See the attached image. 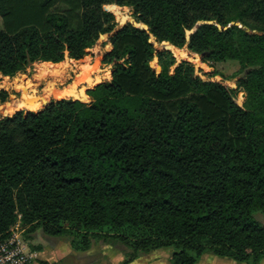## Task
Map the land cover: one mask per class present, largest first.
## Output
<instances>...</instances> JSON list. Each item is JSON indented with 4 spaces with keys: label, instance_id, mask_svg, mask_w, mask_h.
<instances>
[{
    "label": "trees",
    "instance_id": "16d2710c",
    "mask_svg": "<svg viewBox=\"0 0 264 264\" xmlns=\"http://www.w3.org/2000/svg\"><path fill=\"white\" fill-rule=\"evenodd\" d=\"M112 4L148 29L126 23L107 37L111 78L85 91L90 101L51 99L0 118V240L20 214L27 237L40 230L77 252L101 242L122 252L121 264L166 247L172 264L205 253L260 264L264 0H0V75L81 59L116 25ZM200 20L215 24L200 25L187 49L249 68L237 82L243 106L188 61L169 72V49L150 42L182 47Z\"/></svg>",
    "mask_w": 264,
    "mask_h": 264
},
{
    "label": "rangeland",
    "instance_id": "374dc122",
    "mask_svg": "<svg viewBox=\"0 0 264 264\" xmlns=\"http://www.w3.org/2000/svg\"><path fill=\"white\" fill-rule=\"evenodd\" d=\"M103 9L109 12L113 11L111 13L114 16L116 25L109 33L101 34L94 44L85 50V54L81 59L70 60L65 55L64 59L57 65H44L42 64L43 61H36L30 64L23 72H18L13 76L0 75V91L4 90L7 92L6 100L0 102V118L9 116L8 114L12 115L15 111L20 109L24 111H36L51 99L61 98L54 95V91L68 89L67 87H69L70 83H73V89L76 88L78 85L76 82H73V80L80 64L90 63L92 65L89 69L92 72H100L96 67L99 62L101 64H106L102 63L101 59L103 54L110 50H106L107 47L111 46L107 42V37L122 25L128 23V21L133 20L134 26L137 28H147L145 24L136 20L132 8L129 6H117L112 4L110 11L105 5H103ZM150 42L153 44L155 51L165 49L161 45L162 41H155L151 35ZM175 48H181L183 50L180 52L168 50L171 55L165 56V62L168 64L167 68L169 72H172L173 68L180 61H188L193 66L194 73L201 79L216 81L231 89L233 91L235 102L239 106L244 105L246 92L243 87H238L237 82L245 77L249 68H242L239 62L235 59H225L222 61L203 59L202 54L188 50L187 47H185V44H183L182 47ZM149 64L156 72L161 71L162 66L158 62L157 57H153ZM102 69L108 77L112 71V65L110 64V68L107 65L105 69ZM87 81L90 83L91 79L88 78ZM43 97H45V100H42ZM78 99H85L84 93L82 98ZM21 100L26 101L29 104H35L38 101L41 103L37 109L28 110L22 108L25 106L17 107V102ZM19 217L20 214L17 215L16 222L19 221ZM254 217L261 225H264V215L261 212L256 211ZM70 225L76 229L79 228V226L74 223H70ZM20 226L23 229V237L35 252V260L31 264H121L125 259L119 249L101 242L93 243L87 251L77 252L72 249L69 246L68 241L64 239L52 238L51 240H53V242L47 241V236L43 235L40 230L34 232L32 237H27V234L30 235L31 233H25L27 227L22 226L21 224ZM132 235L134 236V234ZM173 251V247L152 250L149 253L140 255L128 264H172L170 259ZM195 264L246 263L236 262L226 257H217L210 253H205ZM260 264H264V258H262Z\"/></svg>",
    "mask_w": 264,
    "mask_h": 264
},
{
    "label": "built area",
    "instance_id": "2783aa9c",
    "mask_svg": "<svg viewBox=\"0 0 264 264\" xmlns=\"http://www.w3.org/2000/svg\"><path fill=\"white\" fill-rule=\"evenodd\" d=\"M34 260L35 252L23 237V229L17 221L7 237L0 240V264H31Z\"/></svg>",
    "mask_w": 264,
    "mask_h": 264
},
{
    "label": "crops",
    "instance_id": "0c3cea01",
    "mask_svg": "<svg viewBox=\"0 0 264 264\" xmlns=\"http://www.w3.org/2000/svg\"><path fill=\"white\" fill-rule=\"evenodd\" d=\"M111 48V46H108L106 50H109ZM70 59V58H69ZM72 60V59H70ZM61 62V61H60ZM92 64L90 63H87V64H80V67L78 68L76 74H75V77H74V80L73 82H76L77 83V87L74 89L75 93L78 94V91L79 90H82V96H83V93L86 97V99H79L83 102H89L90 101V97L86 94V90L89 89V88H92L97 82L101 81V80H109L111 78V73L110 75L107 77L106 73L103 72L102 68H106V66L108 65V67L110 68V64H101L99 62V64L97 65V69L100 71V72H92L89 68L91 67ZM90 78L91 79V82L89 83L87 81V79ZM72 84L73 83H70L69 84V87L68 89H73L72 88ZM67 98H72V99H78L77 97H74V95H69L67 96ZM38 108V107H37ZM10 115V114H8Z\"/></svg>",
    "mask_w": 264,
    "mask_h": 264
},
{
    "label": "bare ground",
    "instance_id": "6f19581e",
    "mask_svg": "<svg viewBox=\"0 0 264 264\" xmlns=\"http://www.w3.org/2000/svg\"><path fill=\"white\" fill-rule=\"evenodd\" d=\"M165 45H164V47L166 48V49H169V50H173L174 52H180V51H182L183 49H176L173 45H171L170 43H164ZM60 62H58V63H50V62H42V64H44V65H51V66H53V65H57V64H59ZM46 67H48V66H46ZM45 71V70H44ZM47 72V71H46ZM66 88V87H65ZM68 88V87H67ZM52 89V88H51ZM75 89V88H74ZM74 89H65V90H59V91H54L55 93H54V95H56L57 97H67V96H69V95H74V97H77V98H82V91L81 90H79L78 91V94H76L75 93V91H74ZM48 91V90H47ZM52 92V91H51ZM48 94V93H47ZM42 100H45V97H43V99ZM11 101V100H10ZM40 103L41 102H37V103H35V104H29L28 102H26V101H18L17 102V107L19 108L20 106L22 107V106H25L26 108H29V109H34V108H36V107H39V105H40ZM10 111V110H9Z\"/></svg>",
    "mask_w": 264,
    "mask_h": 264
},
{
    "label": "water",
    "instance_id": "95a60500",
    "mask_svg": "<svg viewBox=\"0 0 264 264\" xmlns=\"http://www.w3.org/2000/svg\"><path fill=\"white\" fill-rule=\"evenodd\" d=\"M129 24L133 25L134 26V21L133 20H130L128 21ZM202 24H215L214 21H210V20H200V21H197L191 28L189 29H185L184 30V39H185V47H187V44L189 42V37L192 33H194L196 31V29L202 25ZM216 26L221 29L220 25L216 24ZM238 26H241V25H238ZM226 28V27H223V29ZM144 29L146 30L147 28L144 27ZM246 31H248V29H245ZM164 43H169L168 41H162L161 42V45L163 46ZM164 47V46H163ZM165 48V47H164ZM178 48V47H177ZM166 49V48H165ZM180 49V48H179Z\"/></svg>",
    "mask_w": 264,
    "mask_h": 264
}]
</instances>
